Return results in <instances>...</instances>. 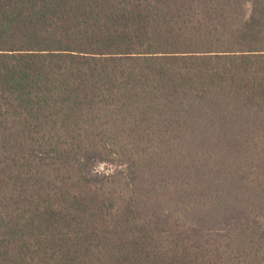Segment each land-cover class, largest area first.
I'll return each mask as SVG.
<instances>
[{
	"label": "trees",
	"instance_id": "16d2710c",
	"mask_svg": "<svg viewBox=\"0 0 264 264\" xmlns=\"http://www.w3.org/2000/svg\"><path fill=\"white\" fill-rule=\"evenodd\" d=\"M0 264H264V0H0Z\"/></svg>",
	"mask_w": 264,
	"mask_h": 264
},
{
	"label": "rangeland",
	"instance_id": "374dc122",
	"mask_svg": "<svg viewBox=\"0 0 264 264\" xmlns=\"http://www.w3.org/2000/svg\"><path fill=\"white\" fill-rule=\"evenodd\" d=\"M106 168L109 169V167H105V166H103V165H101V166L99 167V169H100L101 171H102V170L105 171Z\"/></svg>",
	"mask_w": 264,
	"mask_h": 264
}]
</instances>
